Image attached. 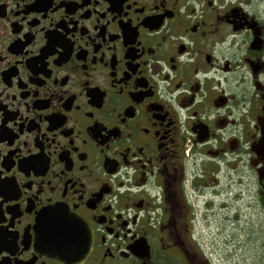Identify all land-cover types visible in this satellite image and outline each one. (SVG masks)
<instances>
[{
  "label": "flooded vegetation",
  "instance_id": "obj_1",
  "mask_svg": "<svg viewBox=\"0 0 264 264\" xmlns=\"http://www.w3.org/2000/svg\"><path fill=\"white\" fill-rule=\"evenodd\" d=\"M240 5L0 0V264H211L221 181L264 204V22Z\"/></svg>",
  "mask_w": 264,
  "mask_h": 264
},
{
  "label": "rangeland",
  "instance_id": "obj_2",
  "mask_svg": "<svg viewBox=\"0 0 264 264\" xmlns=\"http://www.w3.org/2000/svg\"><path fill=\"white\" fill-rule=\"evenodd\" d=\"M240 1L264 22V0ZM228 186L221 181L222 200L202 212L198 228L204 235L199 243L211 264H264V204L257 199L250 202L246 187L242 197L234 199L239 192L230 194Z\"/></svg>",
  "mask_w": 264,
  "mask_h": 264
}]
</instances>
